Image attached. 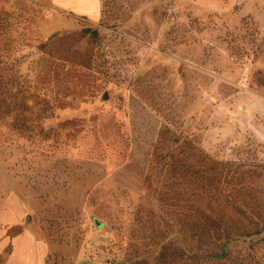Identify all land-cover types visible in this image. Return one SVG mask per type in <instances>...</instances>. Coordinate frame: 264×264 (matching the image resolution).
Returning a JSON list of instances; mask_svg holds the SVG:
<instances>
[{
  "label": "rangeland",
  "instance_id": "rangeland-1",
  "mask_svg": "<svg viewBox=\"0 0 264 264\" xmlns=\"http://www.w3.org/2000/svg\"><path fill=\"white\" fill-rule=\"evenodd\" d=\"M104 1L0 0V241L28 228L45 264H264V0Z\"/></svg>",
  "mask_w": 264,
  "mask_h": 264
},
{
  "label": "crops",
  "instance_id": "crops-1",
  "mask_svg": "<svg viewBox=\"0 0 264 264\" xmlns=\"http://www.w3.org/2000/svg\"><path fill=\"white\" fill-rule=\"evenodd\" d=\"M57 5L72 9L77 13L95 14L98 11L99 0H53ZM0 223L9 219V213L4 212L0 215ZM11 218V217H10ZM18 218H14V222ZM98 228L102 227L101 222H97ZM11 243V250L8 253L3 264H45L47 254L46 243L37 238L32 231L24 228L20 233L11 238H3L0 241V249ZM82 261V260H81ZM81 264H111L99 258L89 259L81 262Z\"/></svg>",
  "mask_w": 264,
  "mask_h": 264
},
{
  "label": "trees",
  "instance_id": "trees-1",
  "mask_svg": "<svg viewBox=\"0 0 264 264\" xmlns=\"http://www.w3.org/2000/svg\"><path fill=\"white\" fill-rule=\"evenodd\" d=\"M104 3H105V1L103 0L102 5H104ZM0 23H1V20H0ZM83 32L89 33V35L92 37H96L98 35L97 29H91L89 27L84 28ZM6 39H7L6 35L2 32V30L0 28V111H2V110L4 111V107H5V103H6V101H5L6 83H5L4 75H5V72L7 69V65L9 64L8 60H7V54L4 51V43H5ZM211 225H208V227H210ZM224 226L226 229H228L230 227V225H226V224ZM262 227L264 228V226H262ZM236 229L237 230L234 233V237L245 236L248 233V231L245 232V230H241V228L238 225H237ZM238 229L240 231H238ZM261 231H263V233H264V230H262V228L253 231V233H258V232L260 233ZM230 233L231 232H229V231H225L220 237L222 239L228 240L230 235H231ZM262 237L264 238V235ZM215 255L216 254H213L212 252L207 251L206 253L203 254V258L209 259Z\"/></svg>",
  "mask_w": 264,
  "mask_h": 264
},
{
  "label": "water",
  "instance_id": "water-1",
  "mask_svg": "<svg viewBox=\"0 0 264 264\" xmlns=\"http://www.w3.org/2000/svg\"><path fill=\"white\" fill-rule=\"evenodd\" d=\"M103 97L107 98L106 94ZM223 251H224V253H226V242L223 243Z\"/></svg>",
  "mask_w": 264,
  "mask_h": 264
}]
</instances>
